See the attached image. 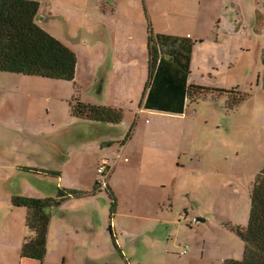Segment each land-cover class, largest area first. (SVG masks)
I'll return each mask as SVG.
<instances>
[{
    "label": "rangeland",
    "instance_id": "374dc122",
    "mask_svg": "<svg viewBox=\"0 0 264 264\" xmlns=\"http://www.w3.org/2000/svg\"><path fill=\"white\" fill-rule=\"evenodd\" d=\"M30 1L39 4L41 29L74 49L80 72L88 73L75 87L76 101L111 105L123 118L101 125L74 117L73 83L34 89L18 82L23 92L39 97L29 108L11 111L2 103L13 83L0 80V264H38L20 258L31 234L26 209L14 207L12 197L59 201L62 189L78 193L65 195L51 212L61 216L49 226L42 264L241 261L239 231L248 224L252 189L264 168V35L222 41L213 26L222 0L200 9L197 34L190 21L193 0ZM144 4L155 32H193L190 82L227 93L188 102L183 116L138 112L147 77ZM107 75L110 85L98 92ZM48 141L68 150L71 160L52 158ZM102 142L118 143L106 150L99 148ZM105 160L110 188L94 193L96 170Z\"/></svg>",
    "mask_w": 264,
    "mask_h": 264
},
{
    "label": "trees",
    "instance_id": "16d2710c",
    "mask_svg": "<svg viewBox=\"0 0 264 264\" xmlns=\"http://www.w3.org/2000/svg\"><path fill=\"white\" fill-rule=\"evenodd\" d=\"M39 4L30 0H0V74L72 82L77 72L74 52L37 24ZM146 30L147 77L140 108L146 111L182 115L188 102L212 92L223 95V90H211L189 85L191 56L194 41L189 37L155 32L148 19ZM72 115L101 124H119L122 110L101 105L71 104ZM128 137L121 143L124 146ZM58 175V173H51ZM108 189V187L106 188ZM60 200L14 197V207L26 209V228L29 236L21 246L20 258L42 264L51 212L59 207L65 195L78 192L64 190ZM94 193L99 192L94 188ZM248 224L239 231L244 244L241 261L227 260L222 264H264V168L251 193Z\"/></svg>",
    "mask_w": 264,
    "mask_h": 264
},
{
    "label": "crops",
    "instance_id": "0c3cea01",
    "mask_svg": "<svg viewBox=\"0 0 264 264\" xmlns=\"http://www.w3.org/2000/svg\"><path fill=\"white\" fill-rule=\"evenodd\" d=\"M222 1L224 3L219 8L220 16L215 21V23L213 24L214 28L218 30V34L222 38V41H224L223 38L232 39V38L238 37V38H242V39H245L246 41L250 42L253 39H260L264 35V0H222ZM210 3H211L210 0H193V18H190V21L192 24H194L193 29L195 30L194 31L195 34H197V27L200 25L196 16L200 14V9L202 7L208 8L210 6ZM147 8L149 10V7H147ZM167 15H168L167 19H169L170 16H169V14H167ZM41 20L42 19H40V21ZM170 22H168L167 24H169ZM174 23H178V22L174 21ZM185 29L188 30L187 28H185ZM158 32L161 34H168V35H177V34L183 35V34L179 33V32H181V30L180 31H170V30H168V27L165 28V31H158ZM101 34L103 36H105V34L103 32ZM183 37H189L193 40V38H194L193 32L188 33L187 35H185ZM197 37H199V36H197ZM103 38H105V37H103ZM106 39H108V38H106ZM130 40H131V38H127L125 41H126V43H130ZM255 41H257V40H255ZM145 44H146V37H144V39H143V49L145 48ZM227 45H228V47L232 46V43L229 41L227 43ZM71 50L74 52V54L77 57L76 51L74 49H71ZM138 51H140V48L138 49ZM143 52L147 55L145 50H143ZM194 53H195V47L192 50L191 67H192V61H193ZM144 60L147 62V65H148V56H146L144 58ZM77 62H78V58H77ZM131 67L128 68V72H129L130 76L132 77V68ZM137 67L139 69V66H137ZM77 68L78 69L76 72V76L72 82L58 81V83H50L47 81H43L45 79H23V78H27V77L0 74V80H8V81L13 83L12 90H5L6 93L11 94L10 99L7 101L6 100L3 101L2 104H3V106L8 105V107L10 108L11 111H13L15 108L21 110L22 106L24 104H26L27 107L29 108V106L31 105L32 97H34V98L39 97V95L34 94L32 92H23L21 90L20 86H18V84H16V83L21 82V81H26L34 89H38L39 87H43V86L61 87L62 85H59V83H73L72 99L69 102V106L71 107V104L73 101H76V100L80 101V97H78L77 93H76V89H75L76 85L81 84L83 81H85L87 79V76H88L87 72H84V73L80 72L79 64L77 65ZM190 72H191V69H190ZM29 78H31V77H29ZM103 81H104V83L102 82L103 85L101 83V86L97 90L98 92L104 91L111 83V80H110L108 75L106 78L105 77L103 78ZM115 81H116V76H113L114 85H115ZM53 82H57V81H53ZM188 83H189V85L197 86V81L190 82V77H189ZM28 87H30V86H28ZM235 91L237 92L238 90H235ZM85 103L91 104V105H98L97 103H95L93 101H89V102H85ZM102 106H104V105H102ZM105 107L114 108L111 105L105 106ZM115 109H118V108H115ZM140 111L142 112L143 109L139 108L138 112H140ZM148 112H150V111H148ZM168 115H170V114H168ZM183 115H175V116H183ZM80 120H82V122H89V121H86L84 119H80ZM97 124H101V123H97ZM101 125H105V124H101ZM101 128L103 129V127H101ZM105 130L111 131V130L106 129V128H105ZM23 133L26 134V130H24ZM33 133H36V132H33ZM32 136L36 137L37 135L32 134ZM113 143H118V142H109L107 144H103V142H102L99 144L100 145L99 148H104L106 150H109V149H111L110 146ZM46 144L51 146L50 155L52 158H55L57 162H61V163L65 164V162H69L71 160V157L69 155V151L64 150L61 146H59V144H55L52 141H48V142H46ZM52 148H55L56 155L54 154V151ZM61 151L65 152L67 155L66 156L62 155ZM79 158L81 159V157H79ZM16 167L19 170L27 169V168H25L26 166H21L20 164H17ZM34 171L37 172V174H41V171H39V170H34ZM51 172L55 173V172H59V171L51 170ZM59 174H60V172H59ZM107 185H108V189H109L110 188L109 182L107 183ZM12 187L14 189H17V184L13 183ZM15 193H16V191H15ZM14 197H23V196L15 195L12 197V199ZM60 216H61V211H59V214H56L54 217L51 215L49 226L52 223L53 219L59 218ZM48 229H49V227H48ZM28 237L29 236H27L25 238V240ZM47 237H48V234H47ZM25 240L22 242V244L25 242ZM20 251H21V249H20ZM21 260H23V259H21ZM24 261H29V260H24ZM31 262H36V261H31Z\"/></svg>",
    "mask_w": 264,
    "mask_h": 264
},
{
    "label": "built area",
    "instance_id": "2783aa9c",
    "mask_svg": "<svg viewBox=\"0 0 264 264\" xmlns=\"http://www.w3.org/2000/svg\"><path fill=\"white\" fill-rule=\"evenodd\" d=\"M109 167H110V164L107 162V160H105L96 170V173L97 175H99L100 178L97 180L95 184V189H98L99 191H101L102 189L107 188V180H108L107 175L109 172Z\"/></svg>",
    "mask_w": 264,
    "mask_h": 264
}]
</instances>
